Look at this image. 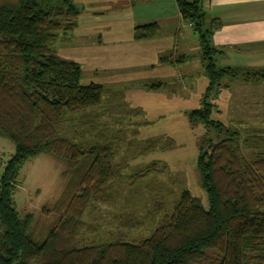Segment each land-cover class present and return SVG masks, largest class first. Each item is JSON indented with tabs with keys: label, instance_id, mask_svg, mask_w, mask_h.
I'll return each instance as SVG.
<instances>
[{
	"label": "trees",
	"instance_id": "trees-1",
	"mask_svg": "<svg viewBox=\"0 0 264 264\" xmlns=\"http://www.w3.org/2000/svg\"><path fill=\"white\" fill-rule=\"evenodd\" d=\"M175 2L198 35L208 79L199 107L186 114L191 128H207L196 158L207 205L183 189L148 236L113 235L80 245L77 237L88 209L111 201L113 185L124 182L117 162L119 139L108 135L107 125L99 129L95 112L85 113L102 103L109 88L82 84L80 65L56 53L57 43L77 25L81 7L74 0H0V137L14 144L0 172V264H264V128H248L245 134L229 128L213 118L218 110L210 100L223 78L264 82V65L218 64L220 50L211 43L216 20L206 23L202 0ZM158 29L156 22L136 25L134 38L153 37ZM188 58L169 52L159 61L178 64ZM163 85L156 81L147 88ZM69 114L90 125V136L93 130L96 134L87 138L74 130L77 142L60 135L58 127ZM142 145L139 153L146 154L171 148L173 142L157 137ZM241 147L252 157H245ZM41 153L64 163L66 183L53 207L64 206L63 212L38 239L34 214L18 212L13 196L20 167ZM158 164L151 162L132 177L163 172Z\"/></svg>",
	"mask_w": 264,
	"mask_h": 264
},
{
	"label": "rangeland",
	"instance_id": "rangeland-1",
	"mask_svg": "<svg viewBox=\"0 0 264 264\" xmlns=\"http://www.w3.org/2000/svg\"><path fill=\"white\" fill-rule=\"evenodd\" d=\"M183 24V34L189 36L190 46L186 51L189 58L179 64V72L176 70L173 75L161 78L166 83L159 89L152 90L147 85L160 78L130 79L129 71H121V74L125 72L124 80L122 76L82 73V84L113 80L104 84L109 91L103 96L102 103L85 113L95 112L94 121L99 124V129L107 125L110 128L108 135L119 139L117 162L122 167L124 182L113 185L109 191L111 201L95 202L88 209L83 218L84 226L77 237L80 245L106 240L113 235L127 240L148 236L161 216L171 212L183 189L190 190L207 205L196 167L197 145L207 128L201 124L191 128L186 114L199 107L208 79L201 53L195 49L198 35L188 23ZM62 43L64 41L58 42L57 47ZM216 57L217 63L224 65L219 54ZM215 88L210 94V100L218 110L213 114L214 119L224 122L231 129L241 130L242 134L248 128H264V82L223 78ZM78 116L67 115L60 123L58 133L75 142L71 136H74V130L84 133L87 138L95 135L94 130L89 135L90 125L82 121L78 123ZM212 132L209 131L210 134ZM157 137L172 139L173 146L166 150L139 153L142 142ZM13 152V142L0 137V172ZM241 153L247 158L253 154L244 147H241ZM156 160L159 161L158 168H165L163 172L151 173L138 180L132 177L143 166ZM64 170V163L47 153L28 158L19 169L13 196L15 207L20 213L34 214V234L38 239L44 237L48 226L63 212L64 206L53 207L65 188ZM157 208L156 214L154 210Z\"/></svg>",
	"mask_w": 264,
	"mask_h": 264
},
{
	"label": "crops",
	"instance_id": "crops-1",
	"mask_svg": "<svg viewBox=\"0 0 264 264\" xmlns=\"http://www.w3.org/2000/svg\"><path fill=\"white\" fill-rule=\"evenodd\" d=\"M74 2L81 7L77 25L56 53L77 62L82 73L122 76L124 80L126 75L121 71H129L130 79L154 77L162 81L166 75L179 72L181 63L159 61L164 53L187 55L190 46L175 0ZM201 6L206 23L215 19L218 24L211 43L220 50L222 64L264 65V0H202ZM151 22L159 25L158 33L135 39L134 27ZM195 49L200 51L198 36ZM112 81L95 82L104 85Z\"/></svg>",
	"mask_w": 264,
	"mask_h": 264
}]
</instances>
